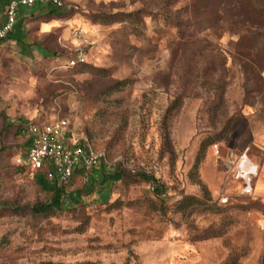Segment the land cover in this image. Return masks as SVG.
I'll list each match as a JSON object with an SVG mask.
<instances>
[{"label": "rangeland", "instance_id": "374dc122", "mask_svg": "<svg viewBox=\"0 0 264 264\" xmlns=\"http://www.w3.org/2000/svg\"><path fill=\"white\" fill-rule=\"evenodd\" d=\"M212 1L64 0L69 38L58 45L56 34L53 55L0 44V264H264V200L227 173L232 154L258 156L264 144L254 92L264 65L254 53L262 69L245 73L238 53L251 43L236 45L227 26L217 37ZM78 46L87 64L69 67ZM58 118L124 176L102 192L107 203L36 215L46 195L25 128ZM229 119L224 140L204 148ZM138 174L158 179L163 196Z\"/></svg>", "mask_w": 264, "mask_h": 264}, {"label": "trees", "instance_id": "16d2710c", "mask_svg": "<svg viewBox=\"0 0 264 264\" xmlns=\"http://www.w3.org/2000/svg\"><path fill=\"white\" fill-rule=\"evenodd\" d=\"M210 13V28H213L217 37L220 38L222 35L217 30H220L224 26H227V30L230 34H238L239 39L235 42L236 45H242L245 42V38L249 39L251 43L248 52L238 53L239 56L247 58L251 67H243L245 73H254L259 69H262V64L259 63L257 56H260L262 63L264 65V5H260L258 1L255 0H213L209 6ZM64 7L56 8L52 5H47L46 11L50 15L62 16L65 18H70V14L61 11ZM247 14L244 13V10ZM200 9L196 6L191 7V11L195 14ZM253 13L255 16L250 15ZM109 17H103L102 22H107ZM191 20V19H190ZM169 19L166 20L168 22ZM187 27H191L190 22L186 23ZM12 31V30H11ZM11 31L5 36L0 38V43L11 38ZM181 39L183 38L180 37ZM190 43L189 41H183L180 44V50L184 49V46ZM233 43V42H232ZM207 46L203 47V51L207 50ZM256 53V59H252L251 55ZM52 54L49 55H53ZM260 54V55H258ZM247 61V62H248ZM85 63H80L76 65L84 66ZM261 64V65H260ZM213 69V68H212ZM213 71V70H212ZM215 73V72H214ZM255 93L263 94L264 89L261 85H255ZM223 93L221 94V98ZM35 123H40L37 121H32ZM50 122V121H49ZM30 123V122H29ZM47 123V122H43ZM231 127V119L228 120V125L225 127L224 131L215 134L210 142L205 144L204 148L224 140L226 134ZM29 143V142H28ZM95 170V171H94ZM37 172V183L40 185L41 190L45 193V200L37 203L33 207V212L36 215H51L56 214L64 210L76 209L79 206H87L91 202H104L107 203L109 200V195L103 196L102 192L107 191L109 193L110 188L113 183L121 180L124 176L122 170L117 166L112 170H107V164L103 159H101L98 164L91 169L87 181L92 180L90 183L85 184L84 187L71 189L73 180L76 177H84V172L82 166L78 165L72 177L66 181H59L57 179H50L48 176L47 169H39ZM96 173L98 178H95L93 173ZM92 176V177H91ZM138 178L142 181H147L152 183L154 194L158 197H162L164 194L163 187H161L158 179L153 176H148L145 174H138ZM99 186V189L97 188ZM253 198H256L253 196ZM230 203V202H229ZM219 204L220 201H219ZM224 205V204H221ZM227 205V204H225ZM43 264H56L53 262H46Z\"/></svg>", "mask_w": 264, "mask_h": 264}, {"label": "built area", "instance_id": "2783aa9c", "mask_svg": "<svg viewBox=\"0 0 264 264\" xmlns=\"http://www.w3.org/2000/svg\"><path fill=\"white\" fill-rule=\"evenodd\" d=\"M36 3L52 5L56 8L65 6L64 0H9L6 11V22L0 30V37H5L14 27L17 21L18 8L20 6H32ZM79 34H76V37ZM87 62L86 52L83 47L76 48V55L68 62L69 67H75ZM29 142L26 162L34 172L39 169H47L50 179L66 181L70 179L75 168L82 166L84 175L88 178L92 168L104 158L103 153L96 152L88 143L78 141L70 131L67 119H54L47 123L30 122L25 128ZM228 175L233 174L236 168L250 165L252 169L244 171L239 177L243 179V194L253 196L254 178L258 174V168L252 159L244 154H232L230 156ZM221 204L230 202L229 195H221Z\"/></svg>", "mask_w": 264, "mask_h": 264}, {"label": "crops", "instance_id": "0c3cea01", "mask_svg": "<svg viewBox=\"0 0 264 264\" xmlns=\"http://www.w3.org/2000/svg\"><path fill=\"white\" fill-rule=\"evenodd\" d=\"M9 0H0V30L6 22V11ZM48 4L36 3L32 6H20L18 8L17 21L11 31V38L1 42L11 43L24 54L37 52L41 56L53 53L50 48L54 45V39L58 36V45H64V39L69 38L68 21L70 18L50 15L46 11ZM60 29V33H55ZM57 34V36H56ZM1 38V37H0ZM260 145V155L248 156L258 168V174L254 178V197L264 200V144ZM252 169L250 165H241L235 169L232 177H239L244 171Z\"/></svg>", "mask_w": 264, "mask_h": 264}]
</instances>
